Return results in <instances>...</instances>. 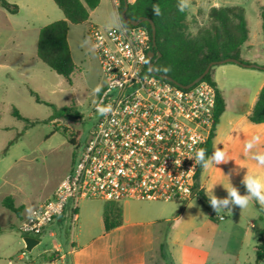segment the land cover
<instances>
[{
  "label": "rangeland",
  "instance_id": "374dc122",
  "mask_svg": "<svg viewBox=\"0 0 264 264\" xmlns=\"http://www.w3.org/2000/svg\"><path fill=\"white\" fill-rule=\"evenodd\" d=\"M213 4L239 5L244 9L248 41L243 46L244 52L240 59L245 64L264 65V30L260 17L264 0H189L187 30L190 33H195L208 23L206 9ZM103 8L104 0L99 7L89 12L88 21L99 26L93 21L102 14ZM87 31V21L69 27L68 44L75 66L69 80L36 58L34 46H27L26 50L20 52L1 46L0 264H49V259L56 257V253L52 252L53 245L57 244L62 250L67 246L70 224L58 229L50 223L37 238L39 244L29 252L25 251L23 235L17 230L20 215L5 209L1 200L6 195H12L16 200L25 201L26 206L36 203L58 183L71 167L72 160L80 155L97 118L93 106L97 91L104 82ZM17 53H24L25 61L15 57ZM231 66L238 68L237 71H231ZM214 68H217L219 78L228 88L232 100H236L243 92L240 81L247 78L244 72L254 69L233 63L215 65ZM35 96L40 102L36 101ZM67 107L72 108L71 114L77 113L78 117L67 116L62 111ZM13 108L22 117L35 123L26 126L24 121L11 115ZM75 133L77 141L76 146H73L69 138ZM245 144L236 160L228 161L217 177H211L207 170H203L207 200L197 194L185 207L177 202L154 201L155 205L163 209L180 210L173 227L171 224L167 226L169 234L163 242L164 258L160 264L170 263L171 253L181 254L183 246L201 250L204 264H254L255 246L260 231L264 229L263 207L251 201L244 209L237 207L233 211L225 209L215 213L210 206L211 193L208 192L209 186L216 182L218 184L214 186L213 194L224 198L227 192L223 186L227 187L230 182L241 194H245L246 189L241 180L247 172L264 176V166L259 165L254 158L256 154H264V151L261 152L254 145L250 152L245 153ZM219 216H223V219L219 220ZM148 264H153L151 259ZM260 264H264V260Z\"/></svg>",
  "mask_w": 264,
  "mask_h": 264
},
{
  "label": "built area",
  "instance_id": "2783aa9c",
  "mask_svg": "<svg viewBox=\"0 0 264 264\" xmlns=\"http://www.w3.org/2000/svg\"><path fill=\"white\" fill-rule=\"evenodd\" d=\"M112 2L120 17V0ZM87 36L104 78L93 106L97 118L71 171L20 221L23 236H41L69 199L186 204L197 196L194 156L213 132L212 88L202 79L182 88L149 73L150 36L139 24H90ZM69 216L73 226L74 207Z\"/></svg>",
  "mask_w": 264,
  "mask_h": 264
},
{
  "label": "crops",
  "instance_id": "0c3cea01",
  "mask_svg": "<svg viewBox=\"0 0 264 264\" xmlns=\"http://www.w3.org/2000/svg\"><path fill=\"white\" fill-rule=\"evenodd\" d=\"M5 1L16 6V11L15 13H9L0 6V50L1 46H7L20 52L26 50L27 46H34L36 56L39 29L52 21L62 19V12L52 0ZM205 1L208 2V0ZM221 1L227 2V0ZM101 4L102 0H99L97 7ZM211 6L219 5L207 6L206 12ZM86 21L88 26L92 24V21H88V19ZM121 22L112 0H104L102 14L93 21V23L101 27H113ZM243 52L242 47L240 56L243 55ZM15 57H19L23 61L26 59L24 53H17ZM237 69L233 66L230 68L231 71H237ZM218 73L217 68L213 67L212 79L223 98L224 110L219 117L218 124L215 126L209 156L212 155L216 147H220L231 158L229 162H234L242 149V145L254 138H256L254 145L263 152L264 123L251 124L247 116L255 103L261 86L264 84V70L253 69L250 72H244L247 78L245 81H240L243 86V92L236 100L230 99L228 88L224 87V82L221 81ZM227 163L216 165L219 169L215 167L205 169L202 167L198 178V192H203L206 197L208 196L202 179L203 170H207L209 176L217 177ZM71 168L72 166L45 196L32 205L26 206L25 201L16 200V197L10 195L15 206L20 207L19 215L21 220L33 208L51 196L54 188L71 171ZM154 203V201L149 200H124L118 203L121 208V223L105 231L102 221L105 202L98 200H79L77 202L70 199L67 200L63 215L51 224L58 229L66 226L69 223V211L73 207L76 221L73 226L70 225L71 228L65 249L62 250L57 244L53 245L52 252L56 253V257L49 259V264H148L150 259L153 264H160L162 259L160 246L167 240L169 234L167 226L171 224L172 228L179 216L175 215V208L166 210ZM187 203L184 204V207ZM171 220L173 221L172 223ZM50 234L53 235L51 232ZM19 258L21 257L19 256ZM204 261L203 252L196 247L183 246L181 254L174 255L171 253L172 264H204Z\"/></svg>",
  "mask_w": 264,
  "mask_h": 264
},
{
  "label": "trees",
  "instance_id": "16d2710c",
  "mask_svg": "<svg viewBox=\"0 0 264 264\" xmlns=\"http://www.w3.org/2000/svg\"><path fill=\"white\" fill-rule=\"evenodd\" d=\"M62 12L63 19L52 21L39 29L36 42V56L50 70L69 80L75 66L67 41V33L70 24H81L88 19L89 12L96 8L99 0H52ZM179 0H135L127 4L125 16L131 20L147 18L152 21L155 28L154 46L151 41V29L146 21L139 25L144 27L150 36V47L154 52V74L168 76L181 85H187L197 78L210 62H216L225 58H235L240 62L242 47L248 41V28L245 21L244 9L239 5L211 6L207 11L208 23L197 29L195 33L187 30V7L180 11ZM158 5L161 14L157 15L153 6ZM0 6L9 13H15L16 6L0 0ZM123 9L120 0L119 13ZM261 25L264 30V7L260 8ZM122 21V19H121ZM212 66L202 78L209 84L214 92V126L213 132L203 145L206 157L209 156L214 136L215 126L224 110V101L220 91L212 79ZM168 69V71H164ZM34 94V93H33ZM35 95V94H34ZM37 102H40L35 96ZM67 116L78 117L72 113V108H63ZM11 115L22 120L27 125L30 121L22 117L13 108ZM251 124L264 123V84L261 86L255 103L247 116ZM77 133L69 138V143L76 146ZM202 166L199 165L195 176L194 191L203 199L207 197L203 192H198V178ZM2 206L19 215L20 207L15 206L10 195L1 201ZM264 209V207H263ZM180 210L176 212L178 215ZM104 230L108 231L121 223V208L118 203L105 202L102 212ZM160 255L164 258V246H160ZM264 260V229L259 233L258 243L255 246L254 264H260ZM168 264H171L168 263Z\"/></svg>",
  "mask_w": 264,
  "mask_h": 264
},
{
  "label": "clouds",
  "instance_id": "9594fccd",
  "mask_svg": "<svg viewBox=\"0 0 264 264\" xmlns=\"http://www.w3.org/2000/svg\"><path fill=\"white\" fill-rule=\"evenodd\" d=\"M188 5L189 0H179L178 7L180 11H184ZM153 10L157 15L161 14L158 5H154ZM164 71H168V69H164ZM255 142L256 138L245 144V153L250 152ZM254 158L259 165L264 166V154H256ZM194 160L196 164L201 165L205 169H209L213 167L218 168L216 165L227 163L231 158H229L224 149L216 147L212 155L208 157H206L204 149H199L194 156ZM241 183L246 189L245 194H241L240 190L229 182L227 187L223 186L227 192V196L224 198H218L213 194L214 186L218 183L214 182L209 186L208 192L211 193L209 203L215 213H219L221 210L225 209L233 211V209L237 207L244 209L249 206L251 201H256L264 207V176H257L247 172L243 176Z\"/></svg>",
  "mask_w": 264,
  "mask_h": 264
},
{
  "label": "water",
  "instance_id": "95a60500",
  "mask_svg": "<svg viewBox=\"0 0 264 264\" xmlns=\"http://www.w3.org/2000/svg\"><path fill=\"white\" fill-rule=\"evenodd\" d=\"M122 2H123V9L120 12V18L122 19V21L124 23H128L130 25H138L142 21H146L149 24L150 29H151V41H152V46H154L155 28H154V24L152 23V21L149 20V19H147V18L136 19V20L129 19L128 17L125 16V10L127 8L126 0H122ZM147 58H148V61H147V71L149 73H151V74H154L153 61L151 59L155 60L156 58L154 57V52L152 50H150L147 53ZM225 63H233V64H237V65H239L241 67H245V68H254V69L264 70V66H257L255 64H245L243 62L238 61L235 58H225V59L220 60V61L210 62L206 66V68L204 69V71L197 78H195L192 82H190L187 85L178 84L173 79H171L170 77L165 76V75H162L160 77L163 78V79H165V80H167V81H170V82H172V83H174V84H176V85H178V86H180L182 88H189L193 84H195L196 82H198L199 80H201L203 78V76L208 73L209 69L212 66L221 65V64H225ZM22 242H23V248H24V250L29 252V251L32 250V248L34 246H36L37 244H39V239L34 238V237H29V236H23L22 237Z\"/></svg>",
  "mask_w": 264,
  "mask_h": 264
},
{
  "label": "flooded vegetation",
  "instance_id": "af4514ba",
  "mask_svg": "<svg viewBox=\"0 0 264 264\" xmlns=\"http://www.w3.org/2000/svg\"><path fill=\"white\" fill-rule=\"evenodd\" d=\"M77 157L72 160L71 166H73L74 162L76 161Z\"/></svg>",
  "mask_w": 264,
  "mask_h": 264
}]
</instances>
